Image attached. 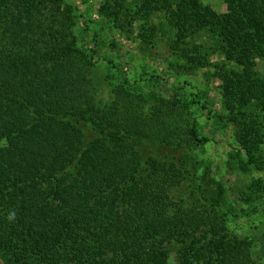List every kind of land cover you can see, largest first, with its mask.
<instances>
[{
    "label": "trees",
    "instance_id": "16d2710c",
    "mask_svg": "<svg viewBox=\"0 0 264 264\" xmlns=\"http://www.w3.org/2000/svg\"><path fill=\"white\" fill-rule=\"evenodd\" d=\"M134 1L133 15H164L169 50L187 70H213L221 114L176 92L138 113L125 79L122 103L104 107L90 90L96 53L77 38V11L63 0H0L2 264L264 263L256 240L229 230L225 190L205 187L192 151L211 142L199 110L233 129L241 172L264 174V0H232L223 15L198 0ZM98 12L113 24L132 18L124 0ZM163 29L151 26L148 44ZM215 53L223 63L210 64ZM147 141L165 143L158 157ZM188 182L210 212L184 201ZM258 182L251 189L264 191Z\"/></svg>",
    "mask_w": 264,
    "mask_h": 264
},
{
    "label": "rangeland",
    "instance_id": "374dc122",
    "mask_svg": "<svg viewBox=\"0 0 264 264\" xmlns=\"http://www.w3.org/2000/svg\"><path fill=\"white\" fill-rule=\"evenodd\" d=\"M124 1L131 11L132 18L130 19L133 20V23L129 21L131 24L128 22L130 19L127 20L124 17L120 23L113 24L99 15L98 11L104 0H63L64 5L74 8L77 11L76 15L81 17L77 38L79 40L86 39L90 49L96 53L90 87L96 101L104 107L122 103L125 95H118L116 88L122 85L123 79H125L131 87L129 89L131 95H134V98L131 99L132 108H136L138 113L147 114L151 107L156 105L157 100L160 98L169 99V96L173 97L176 92L187 99H191V94L198 96L199 98L195 101L206 106L211 111V115L219 116L221 114L218 89L220 83L212 77L213 70L210 68L187 70L185 64L172 56L169 50L170 34L164 24V15L156 13L150 18L133 15L137 11L135 6L138 2ZM198 1L203 7L221 15L228 13L229 5L232 2V0ZM81 24H86L87 32H84V27L82 28ZM160 25L164 26V32L157 38H153V44H148L146 39H150L151 35L149 28ZM208 53L211 54V52ZM208 60L210 64L223 63L222 57L218 53L210 56ZM257 72L261 78H264V63H259ZM123 88L128 89L125 85ZM126 102L128 103V101ZM205 115L204 112L196 111L202 132L211 141L202 149L192 150L199 173L207 177L204 185L208 190H213L211 180L223 186L227 205L226 209H221V213L223 212L227 216L229 230L240 238L247 237L256 240L255 257H262L261 252L264 250V191L256 192L251 189V186L255 181H260L258 183L264 186V174L254 170L248 173L241 172L233 129L223 128L215 119L207 122ZM147 143L149 144L146 145L145 152L155 157H158V151L165 147V143L160 141L154 145L150 141ZM261 150L264 154V128ZM198 180L196 185L201 182V177ZM181 192L188 205L195 204L202 211H211L209 206L211 204L203 201L193 183L184 184ZM244 195H249L253 202L242 203ZM230 211H233L234 214H231ZM258 263L264 264L261 260ZM0 264H2L1 261Z\"/></svg>",
    "mask_w": 264,
    "mask_h": 264
}]
</instances>
